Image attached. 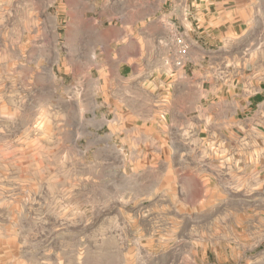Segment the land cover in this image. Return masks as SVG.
Wrapping results in <instances>:
<instances>
[{
	"label": "rangeland",
	"instance_id": "obj_1",
	"mask_svg": "<svg viewBox=\"0 0 264 264\" xmlns=\"http://www.w3.org/2000/svg\"><path fill=\"white\" fill-rule=\"evenodd\" d=\"M100 2L0 0V264H264V199H197L187 169L171 186L157 151L118 150L111 121L81 110L95 102L71 64L95 49Z\"/></svg>",
	"mask_w": 264,
	"mask_h": 264
},
{
	"label": "crops",
	"instance_id": "obj_2",
	"mask_svg": "<svg viewBox=\"0 0 264 264\" xmlns=\"http://www.w3.org/2000/svg\"><path fill=\"white\" fill-rule=\"evenodd\" d=\"M262 1L101 0L95 49L71 64L88 72L78 97L95 102L81 110L111 121L118 150L157 151L171 186L187 169L197 199H264V66L248 42ZM176 31L189 46L183 67L172 60Z\"/></svg>",
	"mask_w": 264,
	"mask_h": 264
},
{
	"label": "built area",
	"instance_id": "obj_3",
	"mask_svg": "<svg viewBox=\"0 0 264 264\" xmlns=\"http://www.w3.org/2000/svg\"><path fill=\"white\" fill-rule=\"evenodd\" d=\"M175 54L172 58L176 67H183L188 61L189 46L185 37L178 31L173 34Z\"/></svg>",
	"mask_w": 264,
	"mask_h": 264
}]
</instances>
